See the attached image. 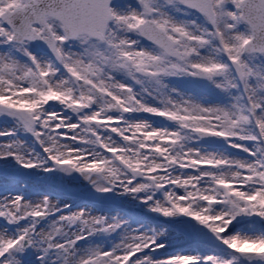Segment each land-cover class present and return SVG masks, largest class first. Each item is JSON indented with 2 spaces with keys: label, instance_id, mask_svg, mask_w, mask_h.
Masks as SVG:
<instances>
[{
  "label": "snow or ice",
  "instance_id": "obj_1",
  "mask_svg": "<svg viewBox=\"0 0 264 264\" xmlns=\"http://www.w3.org/2000/svg\"><path fill=\"white\" fill-rule=\"evenodd\" d=\"M0 170V264H264V0H0Z\"/></svg>",
  "mask_w": 264,
  "mask_h": 264
},
{
  "label": "rangeland",
  "instance_id": "obj_2",
  "mask_svg": "<svg viewBox=\"0 0 264 264\" xmlns=\"http://www.w3.org/2000/svg\"><path fill=\"white\" fill-rule=\"evenodd\" d=\"M13 182V177L11 175H5V173H3L2 170H0V186H3L5 184H9V183H12ZM62 187L64 189H66L67 192H70V191H76L78 192L80 196H82V193L84 192V187L80 186L79 184H75V183H72V184H69L67 182H65ZM69 200H71V202H73L74 204L75 203H78L79 200L78 199H75V198H69L67 197ZM128 206L129 208V211L132 213V214H137L136 212V209H134L131 205H126ZM95 214H98V213H95Z\"/></svg>",
  "mask_w": 264,
  "mask_h": 264
},
{
  "label": "bare ground",
  "instance_id": "obj_3",
  "mask_svg": "<svg viewBox=\"0 0 264 264\" xmlns=\"http://www.w3.org/2000/svg\"><path fill=\"white\" fill-rule=\"evenodd\" d=\"M3 173H5V172H3ZM88 200H89V193H88L87 189H84V192L82 193V198L79 200L78 203L87 202Z\"/></svg>",
  "mask_w": 264,
  "mask_h": 264
}]
</instances>
